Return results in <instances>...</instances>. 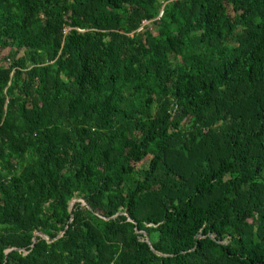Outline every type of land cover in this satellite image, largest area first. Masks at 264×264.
<instances>
[{
  "label": "trees",
  "instance_id": "obj_1",
  "mask_svg": "<svg viewBox=\"0 0 264 264\" xmlns=\"http://www.w3.org/2000/svg\"><path fill=\"white\" fill-rule=\"evenodd\" d=\"M4 50L0 264H264V0H0Z\"/></svg>",
  "mask_w": 264,
  "mask_h": 264
},
{
  "label": "rangeland",
  "instance_id": "obj_2",
  "mask_svg": "<svg viewBox=\"0 0 264 264\" xmlns=\"http://www.w3.org/2000/svg\"><path fill=\"white\" fill-rule=\"evenodd\" d=\"M144 24L147 25L148 23H144ZM8 52H9L8 50H4L0 53V59H1L0 66L2 67H6L8 65V61L6 60ZM75 201H80V200H75Z\"/></svg>",
  "mask_w": 264,
  "mask_h": 264
},
{
  "label": "water",
  "instance_id": "obj_3",
  "mask_svg": "<svg viewBox=\"0 0 264 264\" xmlns=\"http://www.w3.org/2000/svg\"><path fill=\"white\" fill-rule=\"evenodd\" d=\"M71 206H72V204L70 205V208H71ZM36 235H39V236L45 238L44 235H42L41 233H37ZM61 235H62V234H61ZM61 235H60V236H61ZM45 239H46V238H45ZM33 242L35 243V240H33ZM8 252H10V250H9ZM8 252H7V253H8Z\"/></svg>",
  "mask_w": 264,
  "mask_h": 264
}]
</instances>
